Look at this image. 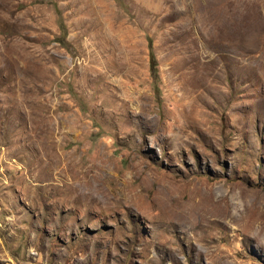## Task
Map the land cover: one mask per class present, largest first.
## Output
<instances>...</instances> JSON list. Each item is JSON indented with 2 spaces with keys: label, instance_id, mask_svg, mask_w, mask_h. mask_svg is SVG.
I'll list each match as a JSON object with an SVG mask.
<instances>
[{
  "label": "rangeland",
  "instance_id": "1",
  "mask_svg": "<svg viewBox=\"0 0 264 264\" xmlns=\"http://www.w3.org/2000/svg\"><path fill=\"white\" fill-rule=\"evenodd\" d=\"M0 264H264V0H0Z\"/></svg>",
  "mask_w": 264,
  "mask_h": 264
},
{
  "label": "trees",
  "instance_id": "2",
  "mask_svg": "<svg viewBox=\"0 0 264 264\" xmlns=\"http://www.w3.org/2000/svg\"><path fill=\"white\" fill-rule=\"evenodd\" d=\"M53 7L55 8L56 10V14L60 20V23H61V34H62V38L64 39L65 36L67 35V31H66V27L63 23V20H61V15L59 13V11L56 9V4L53 3ZM147 47H148V58H149V71H150V74L152 75L154 81H156L158 79V69H157V61H156V58H155V55H154V51H153V48H152V41L151 39H148L147 40Z\"/></svg>",
  "mask_w": 264,
  "mask_h": 264
}]
</instances>
